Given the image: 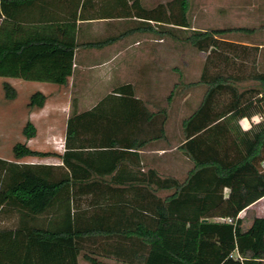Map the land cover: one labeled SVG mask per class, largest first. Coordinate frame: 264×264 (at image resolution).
I'll return each instance as SVG.
<instances>
[{"label":"trees","instance_id":"1","mask_svg":"<svg viewBox=\"0 0 264 264\" xmlns=\"http://www.w3.org/2000/svg\"><path fill=\"white\" fill-rule=\"evenodd\" d=\"M33 1L0 0V75L65 84L76 50L148 33L189 43L206 57L196 79L185 80L174 66L179 79L165 104L136 96L137 82L126 81L91 108L72 110L61 153L13 144L14 160L0 158V264H106L103 256L124 264H264V215H238L264 196V119L239 124L264 113V69L257 68L258 45L227 38L256 27L190 28L187 0H114L130 23L96 38L77 24L87 18L81 10L62 23L15 21V9ZM246 79L253 82L239 88ZM199 86V102L171 131L174 103ZM3 88L5 98L16 96L8 81ZM112 97L123 103L119 112L101 110ZM45 98L36 90L27 105L40 107ZM34 132L27 121L23 133ZM149 145L170 150L142 159ZM48 154L60 161H18ZM174 155L189 162L182 176L161 164ZM45 213L55 214L56 225L34 222ZM8 217L15 219L10 226L3 224Z\"/></svg>","mask_w":264,"mask_h":264},{"label":"rangeland","instance_id":"2","mask_svg":"<svg viewBox=\"0 0 264 264\" xmlns=\"http://www.w3.org/2000/svg\"><path fill=\"white\" fill-rule=\"evenodd\" d=\"M111 1L104 0V3L96 8L95 14L109 17L102 18L100 22H94L88 28L89 33L86 36L96 38L105 36L112 32L111 28L117 32L124 23H130L128 18L127 20L126 17L125 19L119 17L120 9H118L117 4L115 7L108 4L113 3V0ZM142 1L147 5H155L167 0ZM187 2V17L191 24L190 28L236 25L256 27L250 36H246L247 34L244 32H230L227 38L242 37L241 39H243L247 37L249 40L264 43V0H187ZM113 24L116 25V28L112 27ZM179 32L182 33V31ZM132 38H138V40L132 41ZM109 49L120 51L116 57L109 59L105 66L99 64L101 58L99 56H103L104 51L95 53L92 51L95 49H80L81 66L70 78L67 85L58 86L57 89L55 87L48 89L51 99L67 103L53 109L48 115L53 120L57 130V136L52 138L28 139L22 133V126L29 119L27 103L31 93L36 90H46L50 84L57 85V83L0 75V156L4 159L14 160L12 146L17 141L26 142L27 145L38 150L61 153L65 147V119L72 113V110L81 111L91 108L99 99L111 93L114 87L122 82H133L136 78H140L141 81H145L146 89L152 97L159 100L161 104H165L166 95L173 83L179 79L180 71L185 80L198 78L206 57V52L197 50L189 43L166 37L159 39L150 33L125 37L123 41L117 42ZM256 58L257 68L264 69V47H258ZM248 61L250 60L248 59ZM174 66L178 67L180 71ZM4 81H9L16 88L15 98H5ZM252 82L251 79L243 80L239 84V88L250 85ZM201 93L202 87L199 86L179 97L178 101L174 103L172 122H170L171 131L176 130L182 115L187 114L196 106ZM122 104V101L117 97L106 98L101 102L100 109L119 112ZM254 119H264V113L255 115ZM170 158L173 157H167L168 160ZM18 161L55 164L60 159L55 154H48L24 156ZM174 161L179 167L175 168L177 171L175 173L182 176L189 166L187 158L184 155H174ZM164 163L166 166L172 164L166 161V158L163 160ZM14 221V217H8L3 224L10 226ZM102 260L107 264H124L114 257L103 256ZM79 264L91 263L80 258Z\"/></svg>","mask_w":264,"mask_h":264},{"label":"crops","instance_id":"3","mask_svg":"<svg viewBox=\"0 0 264 264\" xmlns=\"http://www.w3.org/2000/svg\"><path fill=\"white\" fill-rule=\"evenodd\" d=\"M110 2L111 0H106ZM112 2V1H111ZM83 0H34L31 5H28L27 7H18L15 9L17 13V18L15 21H21L24 25L27 24H32V25H40V24H48V23H62L66 21L67 16H71V13L74 9H76V13L79 14V11H82V14L84 19L78 18L77 19V24H81L84 29L86 30V34L89 33L88 28L94 24V22H100L102 21V18L108 17V16H100L101 14H95V10L97 7L102 5L104 3V0H85L84 5L82 6ZM112 4L113 7H115V2L113 0V3H108ZM118 7V6H117ZM119 9V7H118ZM80 17V16H78ZM92 17V18H91ZM3 18H0V22L2 21ZM22 19V20H21ZM26 19H31L30 22H28ZM44 19V20H43ZM53 19V20H50ZM105 21V20H104ZM103 21V22H104ZM108 21H111L108 19ZM15 22L7 21V25L9 27L14 26ZM116 25L113 24L112 27H115ZM131 36V35H130ZM124 38L119 39L112 44L106 45L101 48H97L95 50H92L93 52H105L103 56L99 60V64L105 66L107 61L111 58H114L117 56L120 50H111L109 49L111 46H114L117 44V42L123 41ZM132 41H137L138 38H132ZM130 41V40H129ZM240 43L248 44V45H258L259 48L263 45L260 42L256 41H246V40H238ZM108 49V50H107ZM106 50V51H105ZM81 51L80 49L76 50L74 60L72 62V73L68 76V81L70 78L75 74L78 70L79 67L81 66L82 63V58H81ZM141 74V73H140ZM135 81L137 82L136 85V91L135 94L136 96H142L146 97L147 95L150 94V92L146 89L145 81H141L140 78H136ZM133 81V82H135ZM9 82V81H8ZM10 83V82H9ZM67 83L65 84H57V85H49L46 87V90H43L42 92L46 95L45 101L42 106L40 107H29V119L28 121L32 122L33 126L35 127V132L33 135H31L28 139H35V138H52L57 136V130H56V125L53 123V120L51 119L50 116H48L51 111L57 107L66 105V102L63 101H57L51 99V94L49 93L48 89L51 88L53 89L54 87L57 89L58 86H66ZM11 84V83H10ZM119 85V84H118ZM116 85V86H118ZM115 86V87H116ZM138 86V87H137ZM114 87V89H115ZM16 89V88H15ZM41 91V90H40ZM16 97V96H15ZM14 97V98H15ZM13 99V98H12ZM100 100V99H99ZM42 116L44 117L42 119ZM255 116V115H254ZM254 116L251 117V119H248L246 117L241 118L239 120V124L241 125L242 128H247L250 126V120H256L254 119ZM67 118L65 119V129H66V122ZM42 120V121H41ZM245 122V123H244ZM24 126V125H23ZM23 126H22V133H23ZM178 128V127H176ZM24 134V133H23ZM25 135V134H24ZM30 146V145H29ZM35 149L34 147H31ZM166 150L170 149H165L164 146H159V145H149L146 146L144 149L140 150L142 154V159H149L152 156H155L156 158L158 156H162L163 153ZM0 158H3L0 156ZM35 163V162H34ZM47 163V162H46ZM49 163V162H48ZM163 162H161L162 164ZM170 166H166L164 163V166L170 167V168H179L176 165L175 161L170 162ZM52 164V163H49ZM189 167V166H188ZM187 167V168H188ZM227 190V189H226ZM256 214V215H264V196L258 198L256 201L242 209L238 215L244 216L245 214ZM55 214L54 213H45V214H38L34 220L35 223L42 224L44 226H54L56 225L55 221ZM216 219H223L221 217H216ZM249 219L245 220V223H249ZM80 261V260H79ZM107 264V262H106Z\"/></svg>","mask_w":264,"mask_h":264}]
</instances>
